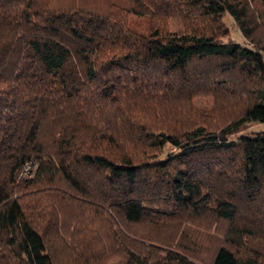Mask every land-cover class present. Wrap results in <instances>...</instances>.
<instances>
[{
    "label": "trees",
    "instance_id": "1",
    "mask_svg": "<svg viewBox=\"0 0 264 264\" xmlns=\"http://www.w3.org/2000/svg\"><path fill=\"white\" fill-rule=\"evenodd\" d=\"M250 121L264 0H0V264H264Z\"/></svg>",
    "mask_w": 264,
    "mask_h": 264
},
{
    "label": "rangeland",
    "instance_id": "2",
    "mask_svg": "<svg viewBox=\"0 0 264 264\" xmlns=\"http://www.w3.org/2000/svg\"><path fill=\"white\" fill-rule=\"evenodd\" d=\"M221 20L229 30L228 35L223 38V41L229 40V38L237 42L244 41L233 19L224 13ZM170 27H175V24L170 25ZM192 103L195 107H197L198 111L203 114L202 119H209L210 121L226 119L224 117L225 115H223L224 105L220 104V101L214 102V98L211 94H198L192 99ZM225 108L227 109V107ZM257 131H264V122L250 121L240 132L236 134V136H239L241 133H252Z\"/></svg>",
    "mask_w": 264,
    "mask_h": 264
}]
</instances>
